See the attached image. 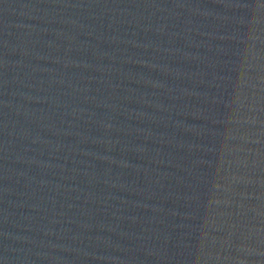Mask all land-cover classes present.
I'll list each match as a JSON object with an SVG mask.
<instances>
[{
    "label": "water",
    "instance_id": "obj_1",
    "mask_svg": "<svg viewBox=\"0 0 264 264\" xmlns=\"http://www.w3.org/2000/svg\"><path fill=\"white\" fill-rule=\"evenodd\" d=\"M0 264H264V0H0Z\"/></svg>",
    "mask_w": 264,
    "mask_h": 264
}]
</instances>
